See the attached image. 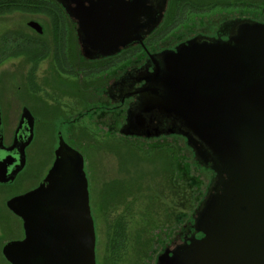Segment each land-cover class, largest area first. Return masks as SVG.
Masks as SVG:
<instances>
[{"label":"water","instance_id":"1","mask_svg":"<svg viewBox=\"0 0 264 264\" xmlns=\"http://www.w3.org/2000/svg\"><path fill=\"white\" fill-rule=\"evenodd\" d=\"M78 12L91 27L94 16ZM98 24L99 48L128 45L131 30ZM29 27L43 34L39 23ZM154 64L138 80V107L121 134L150 137L146 116L157 112L218 180L195 221L204 236L166 251L159 264H264V23L242 25L225 42L183 44ZM57 156L47 186L8 202L25 229L4 248L10 264H97L84 157L63 142Z\"/></svg>","mask_w":264,"mask_h":264},{"label":"rangeland","instance_id":"2","mask_svg":"<svg viewBox=\"0 0 264 264\" xmlns=\"http://www.w3.org/2000/svg\"><path fill=\"white\" fill-rule=\"evenodd\" d=\"M5 1L0 0L3 3L0 10V104L12 135L17 124L15 117L25 105L17 98L26 100L27 95L24 97L19 91L15 75L21 56L31 48L35 51L28 54L35 56L42 53L41 48L59 46L63 40L62 30L77 25L54 0H11L10 5ZM172 3L175 4L176 0ZM224 5L223 12H214L215 7H207L197 14L190 10L188 16L183 5L180 8L182 14L177 19L181 26L165 44L183 39L190 32L195 34L192 31L195 27H201L199 31H209L204 24L212 22L215 14L221 13L224 20L231 16V6H226L230 9L227 10ZM238 6L241 20L264 23V0H241ZM31 22L39 23L44 34L39 35L29 27ZM64 38L68 41V37ZM135 62L134 59L128 61L116 57L108 74H86L84 107L76 98L63 99L60 104L66 112L59 121L67 123L64 131L70 144L85 157L98 233V264H159L158 258L166 248L175 249L176 242L179 246L185 245L182 241L184 233L195 229V221L208 201L216 179V173L203 166L183 137H127L120 134L126 111L119 117L113 116L100 108L105 104L104 97L90 100V90L109 85ZM104 64L99 63V68ZM45 66V63L41 64L38 72H43ZM40 95L45 96V90ZM41 105L47 108L49 104L44 102ZM45 129H41L38 143L49 146L50 143H45L50 142ZM40 157L39 162L42 160L47 164L50 160L46 159L53 156ZM123 189H127L126 196L113 201ZM11 221L15 234L0 235L1 256L5 244L24 235L21 223L15 219ZM0 260V264H7L4 259Z\"/></svg>","mask_w":264,"mask_h":264},{"label":"flooded vegetation","instance_id":"3","mask_svg":"<svg viewBox=\"0 0 264 264\" xmlns=\"http://www.w3.org/2000/svg\"><path fill=\"white\" fill-rule=\"evenodd\" d=\"M54 1L60 4L64 14H67L71 22L73 20L77 27L73 26L71 29L65 28L62 30V37H60L63 40L59 46L41 48L42 53H38L35 56H29L31 51H35V49L31 48L27 50L29 54H24L25 58L24 55L21 56L22 60L16 66L17 71L15 75H17L16 79L19 91L24 93V97L27 95L25 97L26 100L20 97L17 98L25 103V105L23 104L24 106L20 108L21 112L15 117L17 124L12 135H10L6 123L5 111L0 104V178L4 181H0V235L3 236H5L4 234H15L11 219L19 221L22 229H24L23 219L13 213L8 206V202L12 199L28 195L30 192L41 188L42 185H48L47 178L58 159L57 152L61 147V142L80 153L78 149H75L70 144L67 132L64 131V126L67 123H62L59 119L66 112V109L61 106L63 99H79L82 107H84L87 100L86 89L83 84L86 74H108L114 66L113 60L116 57H124L128 61L132 59L136 60L132 68L127 69L119 78L110 82L109 85L89 91L91 101L104 97L105 104L100 105L101 110L111 112L113 116L117 117L123 111H126L124 126L127 124L128 115L138 107L140 100L138 91L145 84V81L139 82L138 80L144 74L154 72V61H161L163 56L177 52L183 44L190 42L200 44H212L217 41L225 42L231 37H236L242 25L260 23L250 19L241 20L238 17V2L241 0H183L184 2L176 0L175 4L172 3V0ZM78 2L82 6L79 7ZM183 5L186 16L189 15L190 10H193V13L197 14V12L204 11L207 7L209 9L215 7L213 11L223 12V5L227 10L230 9L226 6H231L232 14L230 17H226L225 20L221 13L215 14L212 22L204 24L205 28L209 29V31H199L201 27H195L192 29L193 32H196L195 34L190 32L187 36L184 35L183 39L173 43L170 41L165 44L166 39L171 38L181 26L177 22V19L178 15L182 14L180 8ZM78 8L80 9L79 12ZM75 10H77L79 15L82 13L93 15V25L91 27L82 25L79 17L74 13ZM106 21L110 23L109 31L111 33L119 31L126 34L128 32L129 34L131 30L129 36L123 37V42H128L127 46L119 45L117 49H110V47L99 48L101 45L97 43L98 36H102L105 32L101 30V27L104 26H100L98 23ZM89 34H92L93 37H90ZM71 36H73V39ZM64 37H68V41ZM111 43L113 44V41ZM43 63L46 64L43 72H38L39 67ZM99 63L106 64L101 65V68H99ZM44 90L46 95H40ZM44 102L49 104L47 108L41 105ZM27 116L29 117L27 118ZM146 117L148 120L146 130L149 129L148 132L151 133V136L139 138L159 139L163 136H170L168 133L170 129L169 122L161 114L154 112L153 114H148ZM42 119L47 121H43ZM46 123L48 125L44 126ZM44 127H46V137L50 141L45 143H50L47 144L50 147L38 143L41 129L44 131ZM46 154H48V157L53 156L46 159L50 161L47 164L42 160L39 162L40 156ZM88 182L91 214H93L90 179H88ZM217 183L218 180L216 178L212 183L213 186L210 188L209 196L215 194L212 189L217 187ZM125 192H127V189L121 190L119 196L113 197V201L117 198H119L117 201H120L126 196ZM3 208L4 210L2 211ZM93 218L97 238L98 233L94 214ZM184 234L185 236L182 240L184 244L194 236L197 239L204 236L202 233H196L195 229ZM24 238L25 229L23 237L11 239L9 243L20 242ZM9 243L3 246L2 254L4 248ZM174 246L175 249L179 247L177 242ZM97 248L98 238L96 252H98ZM175 249L166 248L163 252L175 251ZM0 259H4L7 264H10L4 254L0 255Z\"/></svg>","mask_w":264,"mask_h":264},{"label":"trees","instance_id":"4","mask_svg":"<svg viewBox=\"0 0 264 264\" xmlns=\"http://www.w3.org/2000/svg\"><path fill=\"white\" fill-rule=\"evenodd\" d=\"M11 0H7L5 1L6 4L10 5L11 4ZM3 3H0V10L2 9Z\"/></svg>","mask_w":264,"mask_h":264}]
</instances>
